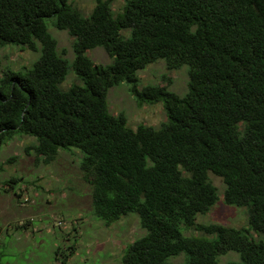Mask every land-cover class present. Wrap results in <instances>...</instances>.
<instances>
[{
  "label": "trees",
  "instance_id": "obj_1",
  "mask_svg": "<svg viewBox=\"0 0 264 264\" xmlns=\"http://www.w3.org/2000/svg\"><path fill=\"white\" fill-rule=\"evenodd\" d=\"M47 20L71 38V63ZM6 45L40 56L24 74L0 70V145L33 138L26 152L44 165L77 150L92 215L109 226L132 213L145 231L121 264L181 253L183 264H217L229 251L238 261L228 264H264V0H125L119 12L94 0L87 16L67 0H0ZM96 47L110 64L88 57ZM158 60L169 71L187 66V92H170L169 79L138 87L137 72ZM69 69L80 84L62 90ZM122 82L138 107L162 104L158 129H132L110 112L107 92ZM208 173L222 180L220 195ZM220 199L245 208L247 227L196 222Z\"/></svg>",
  "mask_w": 264,
  "mask_h": 264
},
{
  "label": "rangeland",
  "instance_id": "obj_2",
  "mask_svg": "<svg viewBox=\"0 0 264 264\" xmlns=\"http://www.w3.org/2000/svg\"><path fill=\"white\" fill-rule=\"evenodd\" d=\"M67 2L83 16L94 6V0ZM109 2L112 11L119 12L125 0ZM46 22L48 32L57 41L58 51L64 50V58L71 63V38L65 31L53 28L49 20ZM87 55L95 64L111 62L100 47L87 51ZM39 56V49L32 52L22 46L0 47V70L8 68L24 74ZM186 71L187 66L169 71L158 60L137 72L138 87L162 85L169 79L167 89L181 96L187 92ZM73 84L80 82L69 69L60 88L64 90ZM127 88L124 82L109 88L106 102L110 112L122 113L126 125L132 129L139 124L158 129L164 121L162 104L138 107ZM33 141L27 136H14L0 145V264H60L65 258V264H121L125 247L145 234L137 216L129 213L105 226L91 213L90 188L82 180L79 168L81 154L75 149L70 153L59 151L54 161L44 165L31 150L26 152ZM11 157L16 160L6 163ZM10 177H16L18 182L6 183ZM208 178L220 195L224 189L222 180L212 173H208ZM196 222L244 228L247 227L246 210L225 205L220 199L207 213L197 215ZM181 231L185 236L196 234L183 227ZM247 236L255 241L263 238L252 232ZM183 260L181 253L170 258L167 264H183ZM233 261H238V255L229 251L218 258L217 264Z\"/></svg>",
  "mask_w": 264,
  "mask_h": 264
}]
</instances>
